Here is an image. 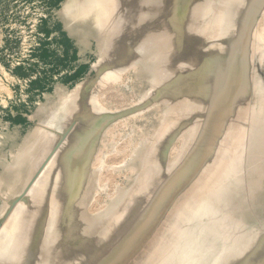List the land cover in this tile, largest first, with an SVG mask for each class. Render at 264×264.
<instances>
[{"label":"rangeland","instance_id":"rangeland-1","mask_svg":"<svg viewBox=\"0 0 264 264\" xmlns=\"http://www.w3.org/2000/svg\"><path fill=\"white\" fill-rule=\"evenodd\" d=\"M66 2L0 0V237L23 209L46 264H149L182 222L174 264H264V0H144L105 43Z\"/></svg>","mask_w":264,"mask_h":264},{"label":"bare ground","instance_id":"bare-ground-1","mask_svg":"<svg viewBox=\"0 0 264 264\" xmlns=\"http://www.w3.org/2000/svg\"><path fill=\"white\" fill-rule=\"evenodd\" d=\"M129 4L124 3V0H67V2L65 3L64 5V9H63V16L65 17V22L66 24L68 23H72V22H77L79 24H82V25H86V31H89L91 33H93L92 35L94 36V38H99V43L102 42V43H105V41L107 40L108 38V34L110 32L114 33V32H117V28L119 27L120 25V16H121V13L123 12L124 14H126L128 16V18H131L132 16H134V14L137 12L139 13V10H138V7H139V4L141 5V2H143L144 0H129ZM144 3V2H143ZM144 6V4H142ZM141 5V7H142ZM140 9V7H139ZM143 9V7L141 8ZM138 10V11H137ZM142 12V11H140ZM144 12V10H143ZM143 14V13H142ZM137 16H140V15H137ZM69 25V24H68ZM120 29V28H119ZM118 29V30H119ZM111 37V36H110ZM100 47V46H99ZM112 53V52H111ZM113 57V56H112ZM111 57V58H112ZM115 57V56H114ZM110 58V59H111ZM109 59V58H108ZM114 59V58H113ZM109 61V60H108ZM107 61V62H108ZM105 62V61H104ZM104 64V63H103ZM106 65V64H105ZM111 66V64H109ZM102 70V68H101ZM110 71V70H109ZM108 71V72H109ZM103 72V71H102ZM103 75V74H102ZM105 75V74H104ZM157 82V80H156ZM155 85V84H154ZM81 93H84V92H81ZM83 96V95H82ZM85 99L88 100V98L86 96H84ZM84 97L82 100H74V103H71L69 104L70 107L66 108L65 109V122L67 123L68 121H70V118L74 119L76 118V123H75V126H74V123L73 124H70L74 127H76V131H78V133H82L84 131V126L86 124H84V122L86 121L87 117H91L89 116L88 114L86 115V113L81 109V107H84L83 105V101L84 100ZM90 99V98H89ZM90 101V100H89ZM88 101V102H89ZM88 110V109H86ZM94 114V112H93ZM55 115V113H54ZM91 115V113H90ZM71 119L70 122H75ZM65 125V124H64ZM242 125V124H241ZM65 126H68V125H65ZM243 126V125H242ZM240 127L239 126V129L237 131H240ZM69 128V127H68ZM74 130V128H73ZM73 133V131H72ZM237 133V132H236ZM238 134V133H237ZM72 138L74 137H71V140ZM75 139V138H74ZM73 139V140H74ZM42 140V139H41ZM70 140V141H71ZM72 140V141H73ZM31 141H28L26 143V145L23 147V150H22V154L19 158V162H23V160H26V155H24V153H28L27 151L28 150H31L32 149V145H31ZM75 143H77L75 141ZM42 144V147H43V143ZM75 145V144H74ZM73 145V147H74ZM48 147L45 148H41L40 151L43 149L44 151H46L50 146L51 144H47ZM68 148V147H67ZM30 152V151H29ZM41 153V152H40ZM68 154H65L63 153V158L64 157H67ZM28 159V158H27ZM25 162V161H24ZM28 162V161H27ZM53 173H52V176L55 180H60L61 182H63V176L66 178L67 177V174H65V172H67V170L64 168L63 165H59V163L55 166H52L51 167ZM212 179V178H210ZM206 180V179H204ZM208 182V180H207ZM209 183V182H208ZM207 183V184H208ZM60 186V184H59ZM62 187H66L65 185L61 184ZM60 186V188H61ZM58 186H52L51 188L48 189V191L46 192V195H45V198L49 199L51 198L55 192H61V191H57L59 190L57 188ZM64 188H63V191L62 192H67V193H63L62 197H65L67 196V194L69 195V192L70 191H64ZM67 188V187H66ZM62 190V188L60 189ZM66 190V189H65ZM68 190V188H67ZM57 194V193H56ZM203 196V195H202ZM58 199V198H56ZM66 201H68L69 199V196H68V200L67 198H65ZM65 199H60V200H65ZM46 200V199H45ZM54 200V199H53ZM59 200V199H58ZM30 201V200H29ZM70 201V200H69ZM68 201V202H69ZM68 202H66V204H68ZM50 203V202H49ZM62 203V202H61ZM34 204V203H33ZM63 204V203H62ZM66 204H63L66 206ZM48 205V204H47ZM62 206V205H61ZM60 206V207H61ZM67 206H70L69 204ZM67 206L65 208H67ZM192 206V205H191ZM29 207V206H28ZM27 207V208H28ZM31 207V206H30ZM64 207V206H62ZM29 209V208H28ZM23 209H21L19 212H18V215H17V218L12 221L9 226H7L6 228L10 229V232L9 234L7 235L5 233L4 230V233L1 237H0V264H14V262L18 263V262H22L21 264H46V262L50 259L48 253L45 252L46 249H38V235H32V233L30 232V230L28 228L32 227V224L31 223H34V221H37V218L35 217H32V215L30 216L29 213H27L26 210L22 211ZM22 211V212H21ZM42 211V210H41ZM65 211V210H64ZM192 211V209H190L189 207L187 208L186 212H185V218L187 215H189L188 212ZM207 211V210H206ZM191 213V212H190ZM41 214V213H40ZM46 214L48 216H53V213H51L50 209H48L46 211ZM52 214V215H51ZM55 215L53 216L54 219L57 220L58 217H60V219L63 217L62 214L60 213V215H56V213H54ZM193 214V213H191ZM190 214V215H191ZM67 215V214H66ZM65 215V216H66ZM189 215V216H190ZM196 214H194L193 216H195ZM187 217V218H190V217ZM31 217V219L29 218ZM38 217V216H37ZM65 218V217H64ZM194 218V217H193ZM30 219V220H29ZM34 219V220H33ZM39 219V218H38ZM40 221V219H39ZM67 221V219H66ZM50 222H53V221H50ZM49 222V223H50ZM63 222V221H62ZM61 222V223H62ZM65 222V221H64ZM63 222V223H64ZM54 223V222H53ZM66 224V222H65ZM206 224V223H205ZM38 225V224H37ZM64 225V224H63ZM36 227V226H34ZM33 227V228H34ZM64 227V226H63ZM5 228V229H6ZM47 228V227H46ZM45 228V230H46ZM36 229V228H35ZM27 230V231H26ZM50 230V229H49ZM48 230L47 234L50 233V231ZM64 230V229H63ZM1 231V232H2ZM7 231V230H6ZM188 231V230H187ZM28 232H30L31 234H29L28 236L26 235ZM75 232H77L75 230ZM91 232V231H90ZM3 233V232H2ZM42 233V231L38 232L37 234H40ZM58 235L60 234V231L59 233H57ZM56 234V235H57ZM76 234V233H75ZM1 235V234H0ZM55 235V234H53ZM55 235V236H56ZM61 235V234H60ZM189 234L186 233V226L183 225V223L181 222L179 226L175 227L171 233L169 234V236L167 237V240L166 242L164 243V247L161 246L160 249H158L156 252H155V255L153 256V258L151 259L150 263L149 264H174L177 263V261L181 260V259H186L188 260L189 258H191V253H188L185 251V253L182 255H180L179 253L180 252V249L179 247L180 246H184L187 242L189 243V241H185V239L187 238L186 236H188ZM30 236V237H29ZM63 236V235H62ZM60 236V237H62ZM190 237V236H189ZM47 238V237H46ZM194 239V238H193ZM192 239V240H193ZM106 239L103 240V242L105 241ZM191 240V239H190ZM191 240V241H192ZM50 241V240H48ZM52 241V240H51ZM73 242V241H72ZM75 242V241H74ZM64 243V242H63ZM92 243H96V241L92 242ZM166 244V245H165ZM37 245V247H36ZM73 245V244H72ZM96 246V244H93ZM55 246V245H54ZM53 246V248H54ZM58 246V245H57ZM63 246L60 245V247ZM74 246V245H73ZM72 246V247H73ZM76 246V245H75ZM94 246V247H95ZM56 247V246H55ZM93 246H91L92 248ZM92 248V249H95V248ZM185 247V246H184ZM59 248V247H58ZM65 249V252L68 254V252H71V249L70 251H66L67 248H65L64 246L62 248H60L61 250L62 249ZM88 248V247H87ZM59 249V250H60ZM53 250V249H52ZM55 250V248H54ZM89 250V249H88ZM91 250V249H90ZM89 250V251H90ZM97 249H95L94 251L96 252ZM58 252V250H55ZM74 251V249L72 250ZM88 251V254H90L92 251H90L89 253ZM212 251V250H211ZM63 252V251H62ZM61 252V253H62ZM64 252V253H65ZM80 252V251H78ZM85 252H86V249H85ZM207 252V251H206ZM52 253H56V252H53ZM62 257L64 256L63 253L61 254L60 252H58ZM73 253V252H71ZM75 253V251H74ZM87 253V252H86ZM93 253V252H92ZM91 253V254H92ZM205 253V252H204ZM210 253V252H208ZM213 253V252H212ZM57 254V253H56ZM56 254L54 255V257H56ZM89 255L87 256L86 258H84L82 264H93L94 262V258H95V255L92 254V255ZM71 255V254H70ZM68 255V256H70ZM75 255V254H74ZM73 255V256H74ZM79 255V254H78ZM87 255V254H86ZM85 255V256H86ZM53 256V254H52ZM58 256V255H57ZM67 256V255H65ZM64 256V257H65ZM83 256V255H82ZM81 256V257H82ZM72 257V256H71ZM69 257V259L71 258ZM80 257V258H81ZM60 258V257H58ZM79 258V259H80ZM57 258H55V262L58 260H56ZM68 259V258H66ZM73 259V260H72ZM52 260V259H51ZM50 260V262H51ZM166 260V263H164ZM54 261H52L53 263H55ZM60 261H65V259H60L59 260V263L58 264H62ZM68 261V260H67ZM66 261V262H67ZM72 261H74V258H71V263ZM78 261V260H77ZM68 263V262H67ZM79 263V262H78ZM77 263V264H78ZM65 264V263H63ZM70 264V263H69ZM74 264V263H72ZM81 264V263H80Z\"/></svg>","mask_w":264,"mask_h":264}]
</instances>
